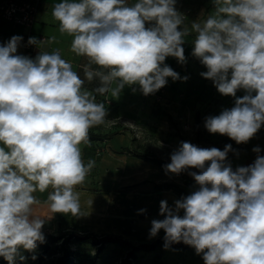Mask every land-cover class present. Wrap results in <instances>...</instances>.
Listing matches in <instances>:
<instances>
[{
  "label": "clouds",
  "instance_id": "1",
  "mask_svg": "<svg viewBox=\"0 0 264 264\" xmlns=\"http://www.w3.org/2000/svg\"><path fill=\"white\" fill-rule=\"evenodd\" d=\"M211 2V14L190 28L176 0L55 3L59 31L73 37V53L87 58L83 79L59 50L39 51L33 59L17 54L20 36L0 45V257L8 264L21 249L33 252L45 242L42 228L53 215L36 214L41 202L35 193L48 192L53 214H83L76 189L95 161L85 162L80 146L108 116L94 93L119 97L126 86L133 92L138 86L147 96L168 78L186 81L165 60L186 63L182 45L190 33L192 55L207 69L200 75L221 95L246 93L232 108L207 117L206 129L241 144L264 125V0ZM28 43L41 42L30 37ZM85 80L99 84L89 91ZM231 150L230 144L220 150L181 142L164 167L187 172L198 189L173 207L161 201L164 219L152 220L150 236L163 230L165 247L183 242L202 254L204 264H264V156L233 170L225 163Z\"/></svg>",
  "mask_w": 264,
  "mask_h": 264
},
{
  "label": "rangeland",
  "instance_id": "2",
  "mask_svg": "<svg viewBox=\"0 0 264 264\" xmlns=\"http://www.w3.org/2000/svg\"><path fill=\"white\" fill-rule=\"evenodd\" d=\"M206 70L197 60L196 66L190 72L182 74V77H188L186 81L177 80L178 82L174 83L171 78H168L164 87L154 94L148 95L151 102L148 106L149 111L139 121L117 118L112 115L115 106L103 103L108 111L105 122L91 128L89 142L80 146L84 161L87 162L89 159L95 161V166L88 174L92 178L89 183L97 187L100 183L99 177L111 175L118 178L116 186L119 190L133 189L139 184L126 185L119 181L125 175L135 176L141 171L145 176H148L149 181H153L157 185L174 184V186L181 187L185 195L198 189L194 179L187 172L179 175L172 174L166 172L165 168L143 159L132 165L118 163L116 169L105 167L103 160L107 155L115 156L118 159L122 158V161L128 156H132L123 150H110L108 146V140L111 137L123 133L126 129L132 134L131 148L143 153H155L168 162H171L170 156L181 142H190L201 148L216 147L220 150H224L225 146L230 144L232 150L228 152L225 163L230 164L233 170L252 164L257 155L264 156V125L252 139L241 144H237L226 135L212 134L206 129L205 120L207 117L219 115L224 109L232 108L235 105V99L246 94L243 90H239L236 97L221 95L210 79H205L200 75ZM256 147L260 148L259 153L253 151ZM191 171L198 172L199 170L191 169ZM181 212L183 215V211ZM161 236H165V234ZM73 249L76 252L75 264H121L129 247L109 243L100 253L96 254L97 247L95 245L75 240ZM53 251L57 252L58 246H54ZM39 254V248L33 252L21 249L17 258L21 264H36ZM20 256L25 259L21 260ZM33 256L36 259H33ZM56 256V253H50L47 263L52 264V260ZM133 262L134 264H204L202 254H196L193 247L188 250L167 247H159L153 251L140 250L137 251Z\"/></svg>",
  "mask_w": 264,
  "mask_h": 264
},
{
  "label": "crops",
  "instance_id": "3",
  "mask_svg": "<svg viewBox=\"0 0 264 264\" xmlns=\"http://www.w3.org/2000/svg\"><path fill=\"white\" fill-rule=\"evenodd\" d=\"M19 1H33L38 5L36 20L28 28L0 18V45L6 44L13 36H20L22 40L17 49V54L27 56L23 49V41L25 38L35 37L38 42H41L39 45H35L37 54L39 51L52 52L58 49L61 50L62 58L69 61L73 70L83 79L82 66L87 63V58L78 56L71 51L73 37L66 33H61L59 31V22L52 16L53 5L61 2V0ZM128 2L132 4L135 0H128ZM175 7L180 13L186 15L185 24L189 28L192 22H202L213 11L211 0H176ZM180 30H183V26H181ZM53 37L54 39H52ZM194 38L195 33H190L185 37V43L182 45L186 57L185 64L181 65L173 57H168L165 60V64L179 73L181 77L183 73L190 72L196 66L198 60L192 55V41ZM176 82L178 81H174V83ZM98 84V81L88 82L85 80L84 88L92 91ZM134 87H137L136 92H133L131 87L126 86L119 97H114L111 93L105 95L94 94L97 102L115 106L114 112L112 111V115L115 117L123 120L139 121L145 113H148V106L151 102L150 97L143 95L139 91L138 86ZM131 140V132L125 130L123 133H118L111 137L108 140V146L110 150L124 151L125 148L130 147ZM127 159L125 158L122 161V158L118 159L115 156L107 155L103 160V165L116 169L118 163L132 165L134 162L139 163L142 161V158L134 155L128 156ZM91 179L90 176H87L85 182L77 186L76 189L80 195V207L83 213L80 216L61 213L53 214L46 203L48 192L35 193L41 202L35 206L36 214L41 217L53 215L50 219H46L42 228L43 234L48 232L57 233L60 228H67L68 226L79 230H91L98 234L114 233L134 242L150 241L165 234L163 230H160L155 237H151V222L152 220L164 219V216L160 214L161 201H167L169 207H173L174 202L181 199L173 190H158L156 188L157 184L149 181L148 176H145L141 171L135 176L125 175L121 178L120 183L126 185L139 184L128 190L118 189L116 186L118 178L116 176L103 175L99 177L100 183H98L99 186L97 187L89 183ZM143 181L145 182L142 183Z\"/></svg>",
  "mask_w": 264,
  "mask_h": 264
},
{
  "label": "trees",
  "instance_id": "4",
  "mask_svg": "<svg viewBox=\"0 0 264 264\" xmlns=\"http://www.w3.org/2000/svg\"><path fill=\"white\" fill-rule=\"evenodd\" d=\"M124 151L163 168H165V165L170 163L167 160L159 157L155 153H143L131 147L125 148ZM156 188L158 190H173L181 198L187 196L185 195L181 187L174 186V184H160L156 185ZM44 236L45 242L42 244L38 243L37 245V248L40 249V254L38 256L36 264H48L47 259L50 253L57 254V256L52 260V264H75L76 252L73 249L75 240L85 241L91 243L92 245H95L97 247L96 254L100 253L104 246L109 243H117L120 245L128 246L129 250L122 258L121 264H134L133 260L136 257L137 251H153L159 247H165L164 236L155 237L150 241L135 243L118 234H98L91 230H79L72 226H68L67 228H60L57 233H44ZM54 246H58L57 252L53 251ZM190 247L191 246L186 245L183 242L174 243L167 246V248H182L184 250H188ZM0 264H8V261H6L3 257H0ZM14 264H21L17 257L14 261Z\"/></svg>",
  "mask_w": 264,
  "mask_h": 264
},
{
  "label": "built area",
  "instance_id": "5",
  "mask_svg": "<svg viewBox=\"0 0 264 264\" xmlns=\"http://www.w3.org/2000/svg\"><path fill=\"white\" fill-rule=\"evenodd\" d=\"M38 5L33 1L2 0L0 2V18L30 28L36 20ZM185 17L186 15L183 14ZM23 41V49L27 56L35 58L37 55L35 45ZM59 50V49H58ZM61 52V50H59Z\"/></svg>",
  "mask_w": 264,
  "mask_h": 264
}]
</instances>
